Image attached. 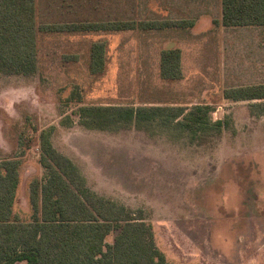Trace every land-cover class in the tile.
<instances>
[{
	"label": "rangeland",
	"instance_id": "1",
	"mask_svg": "<svg viewBox=\"0 0 264 264\" xmlns=\"http://www.w3.org/2000/svg\"><path fill=\"white\" fill-rule=\"evenodd\" d=\"M221 0H36V23L192 21L186 28L37 32L31 76H0V158L23 161L14 211L30 215L29 184L39 165V132L87 186L150 214L171 264H264V108L231 101L230 88L264 84V27L222 28ZM105 43L101 74L90 48ZM181 48L183 78L163 80L159 58ZM212 107L226 127L192 140L157 124L115 131L83 128L84 105ZM114 235L106 238L112 243ZM24 264V263H18Z\"/></svg>",
	"mask_w": 264,
	"mask_h": 264
},
{
	"label": "trees",
	"instance_id": "2",
	"mask_svg": "<svg viewBox=\"0 0 264 264\" xmlns=\"http://www.w3.org/2000/svg\"><path fill=\"white\" fill-rule=\"evenodd\" d=\"M225 28L264 27V0H221ZM192 21H91L37 25L36 0H0V76H31L36 70L37 32L88 33L160 30L192 27ZM179 48L163 49L159 76L183 78ZM105 43L90 48L89 72L101 74ZM231 101H259L264 108V84L223 92ZM212 107L174 105H84L75 115L87 130L115 131L135 125L157 126L192 140L220 133L225 119L213 120ZM54 127L39 132V165L43 172L29 184L30 215L14 211L23 161L0 158V264H171L158 247L150 214L133 210L97 194L87 186L77 165L52 143ZM113 234L112 243L106 238Z\"/></svg>",
	"mask_w": 264,
	"mask_h": 264
},
{
	"label": "crops",
	"instance_id": "3",
	"mask_svg": "<svg viewBox=\"0 0 264 264\" xmlns=\"http://www.w3.org/2000/svg\"><path fill=\"white\" fill-rule=\"evenodd\" d=\"M220 19H221V15H220ZM220 19H219V20H220ZM217 25H219V24H217ZM221 27H222V28H225V27H223L222 25H221ZM243 28H248V27H243ZM170 48H172V47H170ZM165 49H169V48H165ZM180 50H181V48H180Z\"/></svg>",
	"mask_w": 264,
	"mask_h": 264
}]
</instances>
